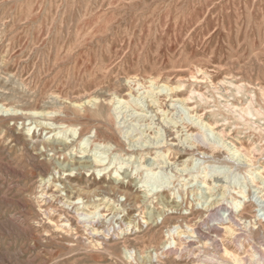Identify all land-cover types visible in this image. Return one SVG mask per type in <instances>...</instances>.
Segmentation results:
<instances>
[{
  "label": "rangeland",
  "instance_id": "374dc122",
  "mask_svg": "<svg viewBox=\"0 0 264 264\" xmlns=\"http://www.w3.org/2000/svg\"><path fill=\"white\" fill-rule=\"evenodd\" d=\"M152 79L163 85L162 94ZM224 80L244 83V90L237 93ZM181 83L185 88L174 92L164 87ZM219 84L227 96L221 97ZM92 85L121 94L132 86L138 93L115 99L97 117L73 107L59 114L58 107L47 109L56 111L44 116H55L49 121L53 128L81 126L67 150L44 152L34 141L54 133L33 128L32 115L12 116L41 111L55 95L90 93ZM193 89L208 96L206 103L184 101ZM252 97L264 112V0H0V264H151L149 255L173 237L176 250L167 248L162 264H206L213 258L215 264H233L225 247L250 260L257 253L263 260L255 264H264V228L251 219L257 214L264 222V116L247 117L235 108ZM209 109L227 117L226 138L219 133L223 127L213 129L215 124L202 122L208 117L198 118ZM177 125H190L192 139L180 144L173 136ZM133 129L142 136L128 138ZM91 139L106 147L97 148ZM193 142L209 153L235 145L227 146L228 163L197 155L183 172L181 161L189 154L181 151ZM177 143L179 149L167 150ZM235 146L256 148L253 167L234 154ZM82 161L94 168L71 174L68 168ZM50 176L60 177L65 190L47 181ZM94 189L98 208L85 203ZM66 194L74 204L65 201ZM238 202L246 203L242 218ZM231 208L233 235L223 229Z\"/></svg>",
  "mask_w": 264,
  "mask_h": 264
},
{
  "label": "bare ground",
  "instance_id": "6f19581e",
  "mask_svg": "<svg viewBox=\"0 0 264 264\" xmlns=\"http://www.w3.org/2000/svg\"><path fill=\"white\" fill-rule=\"evenodd\" d=\"M200 71V70H199ZM104 72V71H103ZM110 72V71H109ZM108 72V73H109ZM114 72V71H113ZM102 73V72H101ZM107 73V72H106ZM118 73V72H117ZM114 74V73H113ZM120 75V74H119ZM198 75V74H197ZM102 76V75H101ZM107 76V75H106ZM110 76V75H109ZM116 77V76H115ZM127 76H125V78H126ZM195 77V76H194ZM94 78V77H93ZM131 78V77H130ZM156 78V77H155ZM193 78V77H192ZM95 79V78H94ZM101 79V78H100ZM102 79H104V78H102ZM107 79H110V78H107ZM204 79V78H203ZM96 80V79H95ZM105 80H106V77H105ZM158 80V79H157ZM156 79H152L151 80V83L154 85V87L155 86H157V89H158V91H157V93H161V91L162 90H160L159 89V87L160 86H163V85H160V82H158ZM195 80H197V77L195 78ZM200 80V79H199ZM101 81V80H100ZM110 81H111V79H110ZM123 82V81H122ZM125 82V81H124ZM127 82V81H126ZM199 82V81H198ZM130 83V82H129ZM137 84L136 85H138L140 88H145L146 86L143 84V83H141V82H136ZM210 83V82H209ZM226 84V83H228L229 84V86H231V87H233V88H235L236 90H237V93H241L243 90H244V83H242V84H238V85H236V84H234L233 82H226L225 80L223 81V82H221V84ZM100 84V83H99ZM103 84V83H102ZM122 84H124V83H122ZM222 84V85H223ZM117 85V84H116ZM220 86V84H219V93L221 94V97H223V96H227V94H229V92H228V90H225V87L224 86ZM93 86V85H92ZM95 86V88L90 92V93H87V94H81V95H79L78 97H72L71 98V96L70 97H65V98H63V97H56V95L53 97V96H51V98L53 97V100L52 101H50L49 99V101L47 100L45 103H46V105L44 106V108L43 109H40L41 111H33V110H21L20 111V113L19 112H15L14 114H12V116H17V115H23V116H26V115H32V116H30L29 117V119L32 121V123H35L36 124V126L35 127H33V128H38V129H42V128H44L45 130H47L49 133H54V134H52V135H50L48 138H51V139H48V138H44V139H42V140H36V141H34V145H36V146H39V145H41V147H42V149H44V152H51V153H56L58 150L60 151V150H67L68 148H70L71 147V145L72 144H74L75 142H76V139L74 138L77 134H79V136L78 137H80V127L81 126H78V125H75V126H77V127H74V126H67V125H60V127H58V128H53V124L51 123V122H49L50 120H52L53 118H52V116L53 115H51V118H49V117H47V118H45L44 116H48V115H50V114H52L53 112H54V110H53V112L52 111H47V109H50V108H55L56 109V107H58L59 109H60V112H58V114L59 113H61V110H63L64 108H66V110L68 109V108H74V110L76 111V112H81L82 110H85V111H87V112H90V114L92 113V115H96V117L97 116H102L104 113H106V109H107V106L109 107V105L108 104H112L113 105V103L115 102V99H117V101H127L126 100V95H134V94H137L138 93V91L136 92V90L132 87V86H130L129 88H128V93H126V94H121L120 93V89H113V88H107L106 86V88H99L98 87V85H94ZM93 86V87H94ZM113 86V85H112ZM152 86V85H151ZM119 87H120V85H119ZM153 87V86H152ZM164 87H166L165 89H167L168 88V90H170V91H172V92H174L175 90H179V89H182V88H185V85L184 84H179L178 86H176V87H172L171 88V85H169V84H165L164 85ZM212 87V86H211ZM211 87H210V90H211ZM116 88H117V86H116ZM213 88V87H212ZM216 88H217V86H216ZM192 89V88H191ZM127 90V89H126ZM164 90V89H163ZM214 90V89H213ZM262 90V89H261ZM148 91H150V89L148 90ZM152 91V90H151ZM167 91V90H166ZM208 91V90H207ZM214 91H216V90H214ZM217 92V94L216 95H218L219 93H218V91H216ZM162 94V93H161ZM190 94V93H189ZM58 95V94H57ZM62 95V94H61ZM235 95H236V93H235ZM238 95V94H237ZM68 96V95H67ZM74 96V95H73ZM49 98H50V96H48ZM218 97H220V96H218ZM195 98H197V99H199L201 102H203V103H206V101H207V99H208V96L205 94V93H203V92H199V91H196V90H192L191 91V94L190 95H188V97H186L185 99H184V101L185 102H191V100L192 99H195ZM209 98H211V97H209ZM226 98H228V97H226ZM223 99V98H222ZM158 99H156L155 101H157ZM232 100V99H231ZM159 101V100H158ZM255 101H256V99L254 98V97H252L251 98V100H249V103L248 104H246L247 106H244L243 105V107H240V106H238L237 104V106L235 107L236 109H239L240 111H241V113L244 115V116H247V117H257V118H261L262 116H264V112H263V110H261V109H259V108H256V106H255ZM126 103V102H125ZM154 103V102H153ZM156 103V102H155ZM245 104V103H244ZM75 105V106H74ZM212 105V104H211ZM230 104H228V106H229ZM232 105H230L228 108H227V110L231 107ZM151 107V106H150ZM226 107V106H225ZM111 108V107H110ZM113 108V107H112ZM14 109V108H13ZM13 109H12V111H13ZM27 109V108H26ZM31 109V108H30ZM151 109V108H150ZM153 109V108H152ZM158 108H156L155 110H157ZM193 109H196V107L194 106L193 107ZM192 109V110H193ZM216 109V108H215ZM10 110V108H8L6 111H9ZM58 110V109H57ZM65 110V111H66ZM113 110V109H112ZM112 110H111V113H113L112 112ZM154 110V109H153ZM231 110V109H230ZM64 111V110H63ZM114 111V110H113ZM152 111V110H151ZM232 111V110H231ZM14 112V111H13ZM71 112V111H70ZM110 112V111H109ZM54 113H56V111L54 112ZM73 113V112H72ZM110 113V114H111ZM207 113H209V116H207ZM224 113V112H223ZM80 114V113H79ZM115 114V113H114ZM113 114V115H114ZM63 115V114H62ZM77 115V114H76ZM81 115V114H80ZM91 115V116H92ZM106 115V114H105ZM236 115V114H235ZM34 116V117H33ZM59 116V115H58ZM66 116V115H65ZM107 116V115H106ZM105 116V117H106ZM108 116H109V114H108ZM115 116V115H114ZM221 116V117H220ZM21 117V116H20ZM53 117H55V116H53ZM208 117V119L207 120H203L202 122H205V124H208V125H211V124H215V127H213V129L214 128H216V127H218V126H220V127H223L221 130H219V133L223 136V138H226V135H225V129L224 128H226V125L229 123L228 122V119H227V117H225V116H222V113H220V112H218V111H215L214 109H209V111L207 112V110L205 111V113H203V114H201L198 118L199 119H203V118H207ZM234 117V116H233ZM94 118V117H93ZM102 119L104 118V117H101ZM108 118V117H107ZM135 118V117H134ZM240 118V117H239ZM238 118V119H239ZM264 118V117H263ZM92 119V118H91ZM98 119H100V117L98 118ZM98 119H97V121H98ZM105 119V118H104ZM110 119V118H109ZM237 119V118H236ZM28 120V119H27ZM29 120V121H30ZM82 120V119H81ZM101 120V119H100ZM143 120V119H142ZM146 120H147V118H146ZM235 120V119H234ZM75 121V120H74ZM78 121V120H77ZM76 121V122H77ZM80 121V120H79ZM93 121H95L94 119H93ZM106 121V120H105ZM241 121H242V119H241ZM61 122H63V121H61ZM60 122V123H61ZM86 122V121H85ZM84 122V123H85ZM107 122H108V120H107ZM78 123V122H77ZM80 123V122H79ZM94 123V122H93ZM102 123V122H101ZM52 124V125H51ZM172 124V123H171ZM174 124V123H173ZM198 124V123H197ZM196 124V125H197ZM202 124V123H201ZM205 124H202V125H205ZM251 124H252V122H251ZM253 124H255V123H253ZM125 125V124H124ZM176 125V124H175ZM207 125V126H208ZM245 125V124H244ZM59 126V125H58ZM174 126V125H173ZM180 126L181 125H177V126H175V128L177 127V130H175V133H173V136H175L174 138H177V140H179V143L181 144V142L183 143V141H185L186 142V140H188V137H191V139H192V137H193V135H194V133H193V131H191V128L192 127H190V125H183V127H181V129H178V128H180ZM190 127V128H189ZM171 128V127H170ZM200 128V127H199ZM56 129H61V131L60 132H55V130ZM164 129V128H163ZM69 130H71L72 132H74V135H69V136H67V133H66V131H69ZM166 130H167V134H171L172 135V130H168V127L166 128ZM128 131V130H127ZM161 131V130H160ZM183 131H188V132H185V134L183 133ZM26 132V131H25ZM134 129L133 130H131V131H128V133H127V135H128V138L130 137V138H133V137H135L136 135H141L142 136V133H135L134 134ZM200 132V131H199ZM71 133V132H70ZM181 133V134H180ZM196 133H198V132H196ZM31 134V133H30ZM61 134H63L62 136H61ZM175 134V135H174ZM126 135V134H125ZM126 135V136H127ZM145 135V134H144ZM182 135H186V137L183 139L181 136ZM199 135H201L200 133H199ZM199 135H197L198 137H199ZM203 135V134H202ZM202 135H201V137H202ZM71 136H73V137H71ZM93 136V135H92ZM89 136V137H91V138H93V137H96V136ZM140 136V137H141ZM195 136H196V134H195ZM196 136V137H197ZM195 137V138H196ZM203 137H205V136H203ZM203 137L200 139V141H202V143H204L203 142ZM139 138V137H138ZM137 138V139H138ZM62 139V140H61ZM191 139L189 140V141H191ZM197 139H199V138H197ZM196 139H194V141H195ZM206 140V138L204 139V141ZM225 140H229L228 138L227 139H225ZM159 141V140H158ZM91 142H92V144H95V145H97V148H102V147H106V145H105V143H103V142H95V139H91ZM167 142V141H166ZM166 142H163V143H166ZM227 142V141H226ZM189 143V142H188ZM201 143V144H202ZM179 144V145H180ZM193 145V148L192 149H183L181 152H188L187 154H189V156H188V158H186V159H184L183 161H181V162H183L184 164H185V166H184V168L183 169H181L182 171L184 170V169H189V167H188V162H191L192 160H193V157L194 156H197V155H199V156H201L202 157V155H205V157H207V158H209V160L208 161H210V162H217V163H221V162H225V163H228V161H230L229 160V151H228V149H227V146H230V145H235L234 143L233 144H231V143H227L228 145H222V148L221 147H219V145H218V147L220 148H218L216 145V147L218 148H216V147H213L212 148V150H211V152L209 153V152H207V151H204V150H201L200 149V147L199 148H195V143L193 142L192 143ZM209 144V143H208ZM213 144V143H212ZM164 145V144H163ZM166 145V144H165ZM178 145V143L177 144H171V146H170V148H168L167 150L168 151H174V150H176V149H179V146ZM198 145V144H197ZM203 145V144H202ZM201 145V146H202ZM79 145H78V143H77V145L76 146H74V148L75 147H78ZM102 146V147H101ZM108 146H109V144H108ZM144 146V145H143ZM223 146H224V148H223ZM110 147V146H109ZM145 147V146H144ZM156 147V146H155ZM162 147V146H161ZM89 148V147H88ZM113 148V147H112ZM157 148V147H156ZM160 148V147H159ZM189 148V147H188ZM191 148V147H190ZM234 148H236V152H234V154L235 153H237L239 156H241V157H243V158H245L244 160L245 161H248V167H253V160H252V154L256 151V148L255 147H253L251 150L250 149H247V148H245V147H238V146H235ZM109 151V150H108ZM231 151V150H230ZM158 152H159V150H158ZM83 153H87V150H84L83 151ZM163 154V153H162ZM90 155V153H88V154H85L84 156H83V158L84 157H88ZM107 157V156H106ZM160 157V156H159ZM51 158V157H50ZM95 158V157H94ZM156 158H157V156H156ZM96 159V158H95ZM205 159V161L207 162V160ZM231 159V158H230ZM86 162H90V161H82V162H80L81 164L79 165V166H72V167H70V168H68V170H70L71 171V174H72V172L74 173H81L83 170H85V169H87V168H89V169H93L94 168V165L93 166H87V165H85L84 163H86ZM94 162H95V160H94ZM99 162H101L100 160H99ZM98 163V162H97ZM96 163V164H97ZM174 163H176V161L174 162ZM99 164V163H98ZM153 164V163H152ZM141 165V164H140ZM149 165H151V164H149ZM209 165V164H208ZM59 166V165H58ZM247 166H245V167H247ZM67 167V166H66ZM148 167V165L146 166V168ZM173 167V166H172ZM199 167V166H198ZM202 167V166H201ZM216 167H217V165H216ZM177 168V167H176ZM192 169V168H191ZM199 170H200V168H199ZM248 171H251V170H253L252 168H249V169H247ZM185 172H186V170H184ZM183 171V172H184ZM180 172V171H179ZM183 172H181V173H183ZM180 173V174H181ZM56 174V173H55ZM189 174L192 176V177H194V175H195V173H192L190 170H189ZM199 174V171H198V173H197V175ZM258 174V173H257ZM259 174H263V170L262 171H260L259 172ZM69 175H70V173H69ZM202 177V176H201ZM196 178V177H195ZM206 178H207V175H206ZM215 178V177H214ZM44 180V179H43ZM50 180H52L51 182H53V183H55V186H58V190H60V191H63V190H65V188H66V185H59V183H60V180H61V178L60 177H54V176H50L49 177V179L47 180V181H50ZM226 182V181H225ZM43 183V182H42ZM205 183H206V179H205ZM48 184H49V182H48ZM53 185V184H52ZM231 185V181H229V182H227V185L226 186H228L229 188L231 187L230 186ZM42 186V185H41ZM207 187H209V189H214V187L212 188V187H210V185H208ZM80 189V188H79ZM96 190L97 189H94V195H92V196H89L88 197V199L86 200V205L87 206H92L91 208H93V207H97L98 205H95L96 204V201L94 200V197H95V192H96ZM163 189L161 188V189H156V192L158 193V192H160V191H162ZM92 191V190H91ZM245 191V190H244ZM80 192V191H79ZM88 192V191H87ZM90 192V191H89ZM83 193V192H82ZM68 194V193H67ZM65 195V201H69L71 204H74L73 203V201L71 200V198H72V196L71 197H69L68 195ZM80 194V193H79ZM243 194H244V192H243ZM64 195V194H63ZM134 195V194H133ZM246 195V194H245ZM44 196H47V193L45 192L44 193ZM57 196H62L61 194L60 195H55V197H57ZM211 197V196H210ZM244 197V196H243ZM106 198V197H105ZM136 198H138V197H136ZM143 198H144V196H143ZM245 199V198H244ZM92 202V204H90V203H88V202ZM75 202V201H74ZM79 202V201H78ZM75 203H77V202H75ZM99 203V202H98ZM70 205V204H69ZM95 205V206H94ZM71 206V205H70ZM234 206V205H233ZM245 206H246V203L245 202H243V203H241V202H238V207L236 208V209H240L238 212H242V215H240L241 217L240 218H242L243 217V213H244V210H245ZM85 207V206H84ZM206 207V206H205ZM230 207V206H229ZM98 208V207H97ZM207 208V207H206ZM181 209V208H180ZM207 210H211V208L210 207H208V209H206V211ZM82 211V210H81ZM119 211V210H118ZM201 211H205V209H202ZM229 213H228V218H227V220L225 219L223 222H226L228 225H225V226H223V229L226 231V233H228V234H230V235H233V234H235V228H234V218H235V216H236V214H235V210L233 209V208H231V209H229V210H227ZM94 212L95 211H91L90 213H93L94 214ZM172 212V211H171ZM188 212V211H187ZM81 213V212H80ZM83 214V213H82ZM86 213H84V215H85ZM113 215V214H112ZM169 217V216H168ZM256 217H257V214L256 215H251V219L253 220L254 219V224H258L259 225V227L262 229V228H264V222L262 221V220H259V219H256ZM171 218H172V216H171ZM101 219V218H100ZM109 219V218H108ZM107 219V220H108ZM164 220V219H163ZM239 220H242V219H239ZM124 222V221H123ZM90 223V222H89ZM131 223V221L129 222V224ZM162 223V222H161ZM64 226V225H63ZM67 226V225H66ZM69 226V225H68ZM180 225H177L176 227L177 228H180L179 227ZM252 227V226H251ZM196 228V227H195ZM246 228V227H245ZM196 229H198V228H196ZM195 229V230H196ZM207 229V228H206ZM213 229V228H212ZM95 230L97 231L98 230V228H95ZM188 230V229H187ZM264 230V229H263ZM175 231V230H174ZM198 231V230H197ZM210 231V230H209ZM214 231V230H213ZM218 231H219V229H218ZM217 232V231H216ZM224 232V231H223ZM263 232V231H262ZM101 233V232H100ZM196 233V232H195ZM264 233V232H263ZM192 234H194V232L192 231ZM241 234V233H240ZM201 235V234H200ZM242 235V234H241ZM264 235V234H263ZM192 236V235H191ZM213 236V235H212ZM224 236H226V234L224 235ZM245 236H246V234H245ZM183 237V236H182ZM244 237V236H243ZM212 238V237H211ZM235 238V237H234ZM263 238V237H262ZM188 239V238H187ZM203 239V238H202ZM237 239V238H236ZM239 239V238H238ZM189 240V239H188ZM187 240V241H188ZM210 240V239H209ZM243 240V239H242ZM251 240V239H250ZM253 240V239H252ZM186 241V240H185ZM191 242H192V240H190ZM215 240H213V242H214ZM189 242V241H188ZM187 242V243H188ZM238 242V241H237ZM251 242V241H250ZM173 243H176V241H175V237H173L172 238V240H169L168 241V243H166L164 246H163V249L164 250H167V248H168V250H169V248L171 249L172 247H173ZM182 243V242H181ZM185 243V242H184ZM206 243V242H205ZM211 243V242H210ZM174 247H176V244L174 245ZM185 247H186V245H185ZM190 247H192V246H190ZM235 248V247H234ZM162 249V248H161ZM171 250H176V248L175 249H171ZM170 250V251H171ZM259 250V249H258ZM264 252V247L263 248H261V252ZM166 252V251H165ZM168 252V251H167ZM172 252V251H171ZM185 252V251H184ZM258 252V251H257ZM177 253V252H176ZM183 253V252H182ZM211 253V252H210ZM258 253H260V252H258ZM181 254V253H180ZM209 254V253H208ZM224 254H225V256H227L228 258H229V260H231L232 261V263L233 264H255V262L256 261H261L262 262V260H261V258L259 257V254H257V253H253V255H251L252 256V259L250 260V258L246 255V256H242V255H240V253H237V252H234V251H231V250H229L227 247H225L224 248ZM263 254V253H262ZM206 256H208V255H206ZM212 256H213V254H212ZM261 256V255H260ZM211 257V256H210ZM258 257V258H257ZM262 257V256H261ZM200 258H204V257H200ZM213 258V257H212ZM198 259V258H197ZM207 259V258H206ZM209 259V258H208ZM207 259V260H208ZM196 260V259H195ZM204 260V259H203ZM202 260V261H203ZM213 260H214V258H213ZM211 261V260H208V261H204V262H206V264H215V262L214 261ZM225 261H227V260H225ZM197 262V261H196ZM221 263V262H220ZM230 263V262H229ZM195 264V263H194ZM218 264V263H217ZM227 264H228V262H227ZM258 264V263H257ZM262 264V263H261Z\"/></svg>",
  "mask_w": 264,
  "mask_h": 264
},
{
  "label": "built area",
  "instance_id": "2783aa9c",
  "mask_svg": "<svg viewBox=\"0 0 264 264\" xmlns=\"http://www.w3.org/2000/svg\"><path fill=\"white\" fill-rule=\"evenodd\" d=\"M177 225H179V224H175V225H173V228H175V229H177L176 228V226ZM180 227V226H179ZM176 232V231H175ZM171 233L173 234L174 232H172L171 231ZM175 234V233H174ZM174 244V243H173ZM175 245V244H174ZM174 245H173V247L171 248V249H175L176 247H174ZM170 248H169V250H171ZM165 251H167V250H161V251H159V252H154L153 253V255H149V262H151V264H162V262H161V260H160V258L162 257L163 258V253L165 252Z\"/></svg>",
  "mask_w": 264,
  "mask_h": 264
}]
</instances>
